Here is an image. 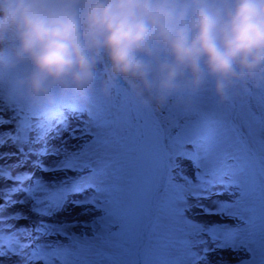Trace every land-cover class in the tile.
Instances as JSON below:
<instances>
[{
    "label": "snow or ice",
    "instance_id": "obj_1",
    "mask_svg": "<svg viewBox=\"0 0 264 264\" xmlns=\"http://www.w3.org/2000/svg\"><path fill=\"white\" fill-rule=\"evenodd\" d=\"M69 208L88 219H55ZM217 253L264 264V91L156 117L93 99L46 120L0 82V264H212Z\"/></svg>",
    "mask_w": 264,
    "mask_h": 264
},
{
    "label": "clouds",
    "instance_id": "obj_2",
    "mask_svg": "<svg viewBox=\"0 0 264 264\" xmlns=\"http://www.w3.org/2000/svg\"><path fill=\"white\" fill-rule=\"evenodd\" d=\"M102 61L109 81L139 80L158 101L187 73L223 102L232 80L264 70V0H0V67L28 64L33 99L86 89Z\"/></svg>",
    "mask_w": 264,
    "mask_h": 264
},
{
    "label": "rangeland",
    "instance_id": "obj_3",
    "mask_svg": "<svg viewBox=\"0 0 264 264\" xmlns=\"http://www.w3.org/2000/svg\"><path fill=\"white\" fill-rule=\"evenodd\" d=\"M158 59H165L163 53L159 54ZM107 68L106 61L97 63L94 69V78L86 89L80 92H72L60 91L54 88L46 100H35L28 94L23 84V79L29 71V65L26 63L18 64L12 68L0 67V82L3 83L6 98H12L25 111L42 116L46 120L54 118L60 109L69 106L79 108L86 113L93 99L106 104L112 103L118 98L124 99L137 110L156 117L167 111L187 114L192 111L194 102L200 97L206 98L207 103L210 105L224 109L233 103L247 100L249 97L264 91V70H262L252 77L232 80L226 89L227 99L220 102L214 93V81L211 78L205 76L200 86L193 90L185 86L189 79L188 74L185 73L180 78L182 83L181 88L163 101H158L154 90L145 88L139 80L115 77L109 81ZM148 78L151 79V76ZM220 199L227 200L228 197L224 196L220 197ZM24 210L26 211L27 209ZM79 213L80 209L69 208L55 219L66 221L88 219V217L80 216ZM198 218L217 219L215 217ZM20 223L25 224L28 222L20 221ZM72 231L78 233L82 229L75 228ZM221 255L228 261V264H239L240 259L244 257L243 253H217L210 257L212 264H216ZM4 264H11V262L5 261Z\"/></svg>",
    "mask_w": 264,
    "mask_h": 264
},
{
    "label": "trees",
    "instance_id": "obj_4",
    "mask_svg": "<svg viewBox=\"0 0 264 264\" xmlns=\"http://www.w3.org/2000/svg\"><path fill=\"white\" fill-rule=\"evenodd\" d=\"M231 103V102H230Z\"/></svg>",
    "mask_w": 264,
    "mask_h": 264
}]
</instances>
